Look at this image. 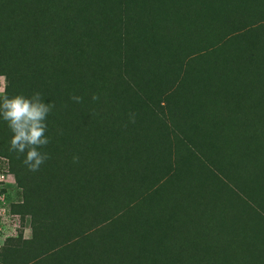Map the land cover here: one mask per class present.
I'll return each instance as SVG.
<instances>
[{"label": "rangeland", "instance_id": "rangeland-1", "mask_svg": "<svg viewBox=\"0 0 264 264\" xmlns=\"http://www.w3.org/2000/svg\"><path fill=\"white\" fill-rule=\"evenodd\" d=\"M5 89L0 264H264V0H0Z\"/></svg>", "mask_w": 264, "mask_h": 264}, {"label": "clouds", "instance_id": "clouds-1", "mask_svg": "<svg viewBox=\"0 0 264 264\" xmlns=\"http://www.w3.org/2000/svg\"><path fill=\"white\" fill-rule=\"evenodd\" d=\"M43 95L34 92L30 96L23 94L9 95L7 90L0 92V119L7 123L12 133L9 141V150L23 156V164L31 172L39 171L40 167L50 159L42 148L50 143L46 136L47 117L55 108V103H44ZM70 99L81 103L83 98L72 95ZM91 99L95 102L100 99L93 93ZM132 114H130L131 118ZM79 157L73 156V162H78Z\"/></svg>", "mask_w": 264, "mask_h": 264}, {"label": "built area", "instance_id": "built-area-1", "mask_svg": "<svg viewBox=\"0 0 264 264\" xmlns=\"http://www.w3.org/2000/svg\"><path fill=\"white\" fill-rule=\"evenodd\" d=\"M1 176H2V175H1ZM1 176H0V177H1Z\"/></svg>", "mask_w": 264, "mask_h": 264}]
</instances>
